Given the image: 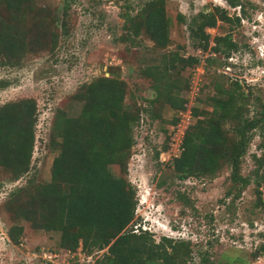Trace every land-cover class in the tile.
Masks as SVG:
<instances>
[{
  "label": "rangeland",
  "instance_id": "374dc122",
  "mask_svg": "<svg viewBox=\"0 0 264 264\" xmlns=\"http://www.w3.org/2000/svg\"><path fill=\"white\" fill-rule=\"evenodd\" d=\"M149 1L68 0L62 18L65 0H32L34 9L25 21L29 51L14 66L0 60V106L23 98H32L37 104L28 173L13 181L0 169V264H93L102 254L87 256L80 248L69 252L60 248L59 233L34 230L27 222H21L23 232L15 245L8 237L13 221L5 206L10 194L28 181L38 185L49 182L57 155L52 140L54 115L62 110L75 116L80 104L71 102L70 96L98 78L124 81L126 102L133 99L142 108L126 176L137 199L132 229L148 232L155 243L162 238L190 242L192 259L185 264H204V258L206 264H264V253H258L264 246V212L256 207L259 201L253 181L255 161L263 153L258 131L252 132L241 158L240 176L248 179L249 185L240 193L230 181L226 162L211 176L185 180L178 179L171 167L184 133L193 126L206 125L216 114L212 99L223 97L217 85L229 89L239 84L247 100L243 116L253 118L259 112L264 103V0H232L241 8L231 7L230 0H164L170 22L169 44L164 49L157 48L144 30L133 37L124 25L123 15L136 16ZM215 7L230 17L240 16L239 23L218 21L215 28L206 29L211 37L231 35L238 50L229 58L211 57L210 52L195 49L187 29L191 18ZM3 16L8 18L6 13ZM36 35L44 37L36 40ZM52 35L57 36L54 49ZM170 52L195 56L200 62L194 68L178 66L171 71L153 102L154 81L144 70L159 64ZM170 97L186 99L187 108L193 107L196 114L188 116L186 110L175 109ZM231 127L228 120L221 124V142L229 146L237 140ZM111 171L121 175L116 165ZM260 193L264 201V190Z\"/></svg>",
  "mask_w": 264,
  "mask_h": 264
},
{
  "label": "trees",
  "instance_id": "16d2710c",
  "mask_svg": "<svg viewBox=\"0 0 264 264\" xmlns=\"http://www.w3.org/2000/svg\"><path fill=\"white\" fill-rule=\"evenodd\" d=\"M31 4L32 0H0V60L7 65H17L29 51L25 45L29 34L25 21L33 12ZM229 4L241 8L232 0ZM68 8V0H65L62 18ZM3 13L7 14V19ZM180 20L184 21L182 16ZM232 20L239 23L240 16L230 17L218 7L191 18L187 29L195 49L210 52L211 57L218 54L229 58L238 50L231 35L211 37L206 29L215 28L218 21ZM123 21L133 37L144 30L157 48L168 46L170 22L164 0L149 1L136 16L123 15ZM39 35L35 36L36 40ZM56 39L57 36L52 35L51 49L55 48ZM211 60L206 58L207 62ZM199 62L195 56L170 52L162 56L159 64L146 68L144 75L154 81L156 98L153 102L161 95L160 84L171 71L178 66L194 68ZM216 89L223 95L212 99V112L216 114L206 125L193 126L190 132L184 133L180 153L171 160V167L178 179L185 180L211 176L226 162L230 181L240 193L249 185V180L240 176L241 158L252 132L257 130L263 140V153L255 158L253 181L259 201L256 207L264 212L260 193L264 190V103L260 104L256 116L246 118L243 116L246 95L239 84L229 89L217 85ZM127 94L124 81L98 78L70 96L71 102L80 104L75 116L62 110L55 113L52 140L57 145V155L52 162L49 182L38 185L28 181L14 190L5 204L13 221L8 229L13 244H19L23 232L21 222H27L34 230L59 233L60 248L69 252L79 248L87 256L102 252L93 264H185L192 259L190 242L162 238L155 243L148 232L132 229L137 199L126 176L135 144L134 129L139 124L142 108L133 99L126 102ZM170 102L177 110H187L186 99L170 97ZM193 113L196 114V110L191 107L190 114ZM227 120L232 122L230 131L237 138L232 146L221 142L224 133L221 124ZM36 121L37 104L32 98L0 106V169L7 171L13 181L28 173ZM159 156L157 152L156 159ZM114 165L120 168V176L111 171ZM258 253H264V246ZM203 263L208 260L204 258Z\"/></svg>",
  "mask_w": 264,
  "mask_h": 264
},
{
  "label": "built area",
  "instance_id": "2783aa9c",
  "mask_svg": "<svg viewBox=\"0 0 264 264\" xmlns=\"http://www.w3.org/2000/svg\"><path fill=\"white\" fill-rule=\"evenodd\" d=\"M189 101V100H188ZM191 101V103H194V99H191L190 100ZM185 107H186V111H187V114H188V116L190 115V107L189 108H187V103L185 104Z\"/></svg>",
  "mask_w": 264,
  "mask_h": 264
}]
</instances>
